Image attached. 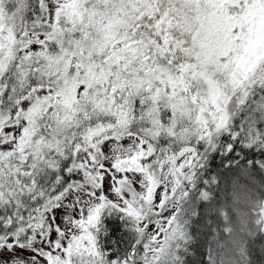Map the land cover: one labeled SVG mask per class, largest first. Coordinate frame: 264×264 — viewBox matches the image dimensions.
<instances>
[{
  "label": "snow or ice",
  "instance_id": "obj_1",
  "mask_svg": "<svg viewBox=\"0 0 264 264\" xmlns=\"http://www.w3.org/2000/svg\"><path fill=\"white\" fill-rule=\"evenodd\" d=\"M0 264H264V0H0Z\"/></svg>",
  "mask_w": 264,
  "mask_h": 264
},
{
  "label": "trees",
  "instance_id": "obj_2",
  "mask_svg": "<svg viewBox=\"0 0 264 264\" xmlns=\"http://www.w3.org/2000/svg\"><path fill=\"white\" fill-rule=\"evenodd\" d=\"M107 223L110 227H114L117 229L116 235L113 238H119L122 235V233L118 230L120 222L118 220H109Z\"/></svg>",
  "mask_w": 264,
  "mask_h": 264
}]
</instances>
